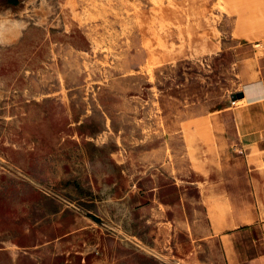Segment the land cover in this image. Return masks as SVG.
Listing matches in <instances>:
<instances>
[{"label": "rangeland", "instance_id": "rangeland-1", "mask_svg": "<svg viewBox=\"0 0 264 264\" xmlns=\"http://www.w3.org/2000/svg\"><path fill=\"white\" fill-rule=\"evenodd\" d=\"M232 5L0 0V264H220L186 124L259 45Z\"/></svg>", "mask_w": 264, "mask_h": 264}, {"label": "crops", "instance_id": "crops-1", "mask_svg": "<svg viewBox=\"0 0 264 264\" xmlns=\"http://www.w3.org/2000/svg\"><path fill=\"white\" fill-rule=\"evenodd\" d=\"M230 4H236L230 8L238 22L252 21L247 25L253 31L246 35L256 36L259 45L237 44L231 49L240 87L217 114L186 124L189 146L194 151L203 146L214 158V184L197 189L202 184L197 181L196 165L195 179L184 183L193 185L197 195L206 196V241L218 251V262L264 264V0H222V8L226 5L228 10ZM236 93L243 97L231 106ZM172 184V194L180 201L187 189L181 191ZM181 210L175 206V212Z\"/></svg>", "mask_w": 264, "mask_h": 264}, {"label": "water", "instance_id": "water-1", "mask_svg": "<svg viewBox=\"0 0 264 264\" xmlns=\"http://www.w3.org/2000/svg\"><path fill=\"white\" fill-rule=\"evenodd\" d=\"M242 97H243V94L242 93H236V94L233 95L232 101L239 100Z\"/></svg>", "mask_w": 264, "mask_h": 264}, {"label": "built area", "instance_id": "built-area-1", "mask_svg": "<svg viewBox=\"0 0 264 264\" xmlns=\"http://www.w3.org/2000/svg\"><path fill=\"white\" fill-rule=\"evenodd\" d=\"M235 103V101H231V104H234Z\"/></svg>", "mask_w": 264, "mask_h": 264}]
</instances>
